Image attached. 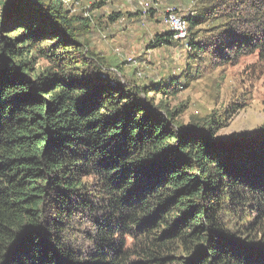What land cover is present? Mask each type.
I'll list each match as a JSON object with an SVG mask.
<instances>
[{
  "label": "trees",
  "instance_id": "16d2710c",
  "mask_svg": "<svg viewBox=\"0 0 264 264\" xmlns=\"http://www.w3.org/2000/svg\"><path fill=\"white\" fill-rule=\"evenodd\" d=\"M199 4L185 16L190 61L264 62V0ZM1 5L0 264H264V128L222 143L220 120L184 127L148 97L177 80L123 81L63 0ZM178 43L167 29L147 48ZM39 57L51 68L36 71Z\"/></svg>",
  "mask_w": 264,
  "mask_h": 264
},
{
  "label": "rangeland",
  "instance_id": "374dc122",
  "mask_svg": "<svg viewBox=\"0 0 264 264\" xmlns=\"http://www.w3.org/2000/svg\"><path fill=\"white\" fill-rule=\"evenodd\" d=\"M199 1L154 0L153 15L148 10L145 16L135 0H66L63 3L79 29L78 39L104 61L106 68L116 69L123 81L151 89L152 83H160V87L165 88L170 83L169 78L177 80L179 89L174 95H164L156 86L155 91L148 92V97L154 98L156 104L162 103L166 110L176 112V123L186 127L210 117L220 120L222 126L216 139L222 143L233 135L260 134L264 128V62H259L256 54L222 64L210 59L208 53L190 61L184 46L179 43L158 49L147 48L154 33L159 31L154 25L169 7L185 17L193 14ZM222 7L218 13L222 12ZM113 13L119 15L114 22L108 18ZM223 21L219 19L198 27L197 30H201L199 40L206 38L212 25ZM80 22L87 23L88 27L83 31ZM125 57H131L134 63L128 64ZM47 68H51L48 60L37 58L35 70ZM72 232L69 234L74 248L82 253L88 251L89 244L82 235L76 237Z\"/></svg>",
  "mask_w": 264,
  "mask_h": 264
},
{
  "label": "built area",
  "instance_id": "2783aa9c",
  "mask_svg": "<svg viewBox=\"0 0 264 264\" xmlns=\"http://www.w3.org/2000/svg\"><path fill=\"white\" fill-rule=\"evenodd\" d=\"M135 1L144 16L153 4L152 0H135ZM63 2H66V0H63ZM164 25L172 33L173 39L175 41L182 43L185 50L189 51L190 50L188 44L189 30H188V23L185 17L178 14L174 8L169 7L164 14ZM125 62L131 64L134 63V60L131 57H125ZM138 75L140 76L141 74L138 73Z\"/></svg>",
  "mask_w": 264,
  "mask_h": 264
},
{
  "label": "crops",
  "instance_id": "0c3cea01",
  "mask_svg": "<svg viewBox=\"0 0 264 264\" xmlns=\"http://www.w3.org/2000/svg\"><path fill=\"white\" fill-rule=\"evenodd\" d=\"M152 7H150V9H151ZM153 15V14H152ZM154 26H156L155 28H158L159 29V31L157 32H155L154 33V35H153V38H154V36L156 35V34H158V33H161V32H163V31H165V30H167V28H166V26L164 25V16L162 17V18H160L159 19V22L157 23V25H154ZM152 38V39H153ZM151 41V40H150Z\"/></svg>",
  "mask_w": 264,
  "mask_h": 264
}]
</instances>
